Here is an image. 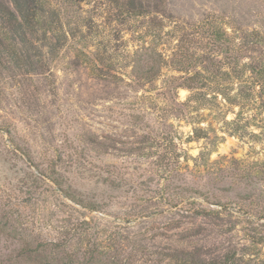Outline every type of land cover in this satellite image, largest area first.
<instances>
[{
	"label": "rangeland",
	"instance_id": "374dc122",
	"mask_svg": "<svg viewBox=\"0 0 264 264\" xmlns=\"http://www.w3.org/2000/svg\"><path fill=\"white\" fill-rule=\"evenodd\" d=\"M47 1L0 35V264H264V0Z\"/></svg>",
	"mask_w": 264,
	"mask_h": 264
},
{
	"label": "trees",
	"instance_id": "16d2710c",
	"mask_svg": "<svg viewBox=\"0 0 264 264\" xmlns=\"http://www.w3.org/2000/svg\"><path fill=\"white\" fill-rule=\"evenodd\" d=\"M14 9L15 13L6 7L3 3L0 2V35L4 33V35L8 34V31L15 32L17 34H21L22 39L19 41L22 44H29L30 40L26 39L27 34H34L38 32V28L41 26V22L48 21V11L50 10L51 1L47 0H10ZM69 1V0H65ZM64 1V3H65ZM129 6L130 10H126L127 12L133 10V12L141 14L143 11L141 7H135L134 3H130ZM53 7V6H52ZM49 22V21H48ZM45 24V23H43ZM42 24V31L46 30V26ZM6 38V37H5ZM1 41L3 39H0ZM9 40V39H8ZM8 46L13 47V44H9ZM8 46L6 47V51L8 54L13 55L15 54L13 49L8 50ZM9 51V52H8ZM28 58V55H26ZM26 58V61H27ZM28 65L27 62L24 63ZM179 264H206L202 260L196 259H189L183 257V253H180L179 256ZM228 262H232L234 258L230 259V257L226 258ZM237 262V261H236ZM235 261L233 263H236ZM81 264V263H77ZM215 264V263H209Z\"/></svg>",
	"mask_w": 264,
	"mask_h": 264
}]
</instances>
